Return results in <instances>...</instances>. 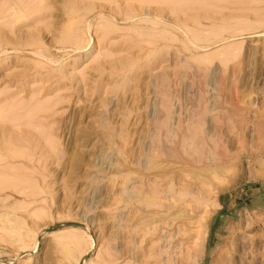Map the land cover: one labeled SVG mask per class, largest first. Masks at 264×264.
I'll return each instance as SVG.
<instances>
[{
    "label": "rangeland",
    "instance_id": "rangeland-1",
    "mask_svg": "<svg viewBox=\"0 0 264 264\" xmlns=\"http://www.w3.org/2000/svg\"><path fill=\"white\" fill-rule=\"evenodd\" d=\"M194 234L264 264V0H0V264H192Z\"/></svg>",
    "mask_w": 264,
    "mask_h": 264
},
{
    "label": "bare ground",
    "instance_id": "bare-ground-1",
    "mask_svg": "<svg viewBox=\"0 0 264 264\" xmlns=\"http://www.w3.org/2000/svg\"><path fill=\"white\" fill-rule=\"evenodd\" d=\"M38 3V2H37ZM17 4V3H16ZM43 4V3H42ZM10 6V5H9ZM24 6V5H23ZM18 7L19 6H17V8L15 7V8H12V9H10L11 11V13L10 14H19V17L21 16H23V11L21 12V10H23V9H21V8H19L18 9ZM7 8V7H6ZM42 8V7H41ZM21 9V10H20ZM29 9V8H28ZM6 11V10H5ZM7 14H9V13H7ZM9 16V15H8ZM6 20H8V19H6ZM23 20V19H22ZM3 22V21H2ZM19 22V21H18ZM8 23H11V22H8ZM4 24V23H3ZM14 29V28H13ZM70 30V29H69ZM199 133V132H198ZM26 151V150H25ZM13 152V151H12ZM9 153V152H8ZM16 153H18V151L16 152ZM15 154V153H14ZM28 154V153H27ZM13 155V154H12ZM16 155V154H15ZM20 156V155H19ZM14 157V156H13ZM148 159V158H147ZM4 161V160H3ZM147 161V160H146ZM148 164V163H147ZM198 165V164H197ZM204 170H206V169H204ZM199 171V170H198ZM202 172H204V171H202ZM197 176V175H196ZM195 176V177H196ZM213 176V175H212ZM20 177V176H19ZM201 178L199 179V186H197L196 187V189L197 190H199V193L197 192V194H199V196L198 197H195V196H193V197H195V198H192L191 199V201H193V203L195 202V204H197L198 206L199 205H201V208H200V212L202 213L203 211H205L209 206H211V205H213L214 203H213V201H212V197H210V193H204L202 190H201V188L202 187H204L205 186V184H206V179H205V177L202 175V176H200ZM11 179V178H10ZM8 180V179H7ZM26 180H28V179H26ZM16 181V180H15ZM23 181V180H22ZM158 181V180H157ZM7 183H8V181H7ZM158 183H159V181H158ZM12 185H15V184H12ZM158 185V184H157ZM169 186V185H168ZM172 187V186H171ZM187 188V190L185 189V190H183V191H180V192H176V193H173L171 196H170V198L168 199V196L166 197V199L168 200V202H170L172 205H171V207H176V203H178V202H180V201H184V200H186L187 198H188V196H190L189 197V199L191 198V195H190V191H189V188H191V187H186ZM193 189V188H192ZM153 193H154V190L152 191ZM27 193V192H26ZM156 193V192H155ZM153 195V194H152ZM147 198V197H146ZM134 199V198H133ZM154 199V198H153ZM157 199H159V198H157ZM162 199V198H161ZM160 199V200H161ZM165 199V198H164ZM164 199H162V201L164 200ZM166 199H165V201H166ZM188 199V200H189ZM148 201V200H147ZM187 201V200H186ZM213 203V204H212ZM149 205V204H148ZM198 210V209H197ZM198 211V212H199ZM13 216V215H12ZM196 217H192V215H190V214H187V217H185L184 219H185V221L187 222V224H189L190 223V221L191 220H193V219H195ZM197 218H201V219H205V212H203L201 215H199V216H197ZM12 222V221H11ZM198 221L196 220V223H197ZM16 223V222H15ZM172 223V222H171ZM19 225V224H18ZM197 225H198V223H197ZM166 226V225H165ZM171 226V225H170ZM190 226V225H189ZM168 227V226H167ZM15 230V229H14ZM13 230V231H14ZM188 230H186V232H187ZM196 231H198V230H196ZM178 232V231H177ZM180 232H181V230H180ZM185 232V231H184ZM186 232H185V234H186ZM12 233V232H11ZM13 233H15V232H13ZM17 233V232H16ZM187 233H189V231L187 232ZM168 234V233H167ZM166 234V235H167ZM169 234H172V232L171 233H169ZM168 234V235H169ZM178 234H180V233H178ZM16 235H18V233L16 234ZM15 235V236H16ZM173 235V234H172ZM187 235V234H186ZM185 235V236H186ZM189 235V234H188ZM13 236V235H12ZM171 236V235H170ZM18 237H19V235H18ZM21 237V236H20ZM163 237V236H162ZM167 237V236H166ZM181 237V236H180ZM169 238V237H168ZM201 240V236H199L198 234H194V236H193V240H192V244H193V246H192V248L191 249H189V251L191 252V256H190V260H193L196 256L195 255H197L196 253H198V251H199V246H200V244L198 243L199 241ZM167 241H169V240H167ZM178 244V243H177ZM79 245V244H78ZM77 247V246H76ZM79 247V246H78ZM190 248V247H189ZM71 251L72 250H70V248H68V246H66V248H65V252L67 253V254H69V253H71ZM187 259V258H186ZM189 260V259H188ZM199 262V261H198ZM192 264H196V263H194V260H193V262H192ZM198 264V263H197Z\"/></svg>",
    "mask_w": 264,
    "mask_h": 264
}]
</instances>
